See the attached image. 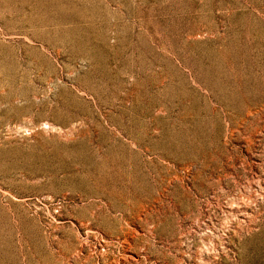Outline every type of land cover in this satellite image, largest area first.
<instances>
[{
  "label": "rangeland",
  "instance_id": "1",
  "mask_svg": "<svg viewBox=\"0 0 264 264\" xmlns=\"http://www.w3.org/2000/svg\"><path fill=\"white\" fill-rule=\"evenodd\" d=\"M0 264H264V0H0Z\"/></svg>",
  "mask_w": 264,
  "mask_h": 264
}]
</instances>
